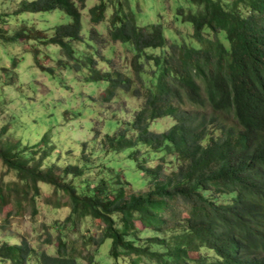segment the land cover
<instances>
[{"label":"trees","instance_id":"1","mask_svg":"<svg viewBox=\"0 0 264 264\" xmlns=\"http://www.w3.org/2000/svg\"><path fill=\"white\" fill-rule=\"evenodd\" d=\"M86 1L19 0L12 13H0V41L29 43L33 67L60 90L72 73L83 83H102L95 85L102 102L122 92L141 104L112 133L98 139L101 127L94 130L78 160L64 165L49 161L57 133L21 146L11 134L2 137L9 128L1 127L0 164L11 177L0 181V209L12 199L20 210L22 199L35 209L42 183L66 197L50 203L68 209L67 229L80 233L86 221L89 227L80 248L68 247L62 235L47 240L57 243L52 254L24 238L0 239V264H29L31 257L33 264H93L105 242L102 261L112 264H264V0H143L135 7L130 0H98L88 9L89 27ZM56 10L66 20L45 36L49 24L30 17ZM14 15L19 22L11 27ZM105 21L106 37L95 28ZM114 43L130 53L125 71L111 57ZM9 62L0 68V86L17 83L19 96L30 99L36 85L18 79L17 57ZM13 101L0 91V113ZM164 117L170 126L153 130ZM96 151L110 155L98 168L90 160ZM120 154L147 190H134Z\"/></svg>","mask_w":264,"mask_h":264},{"label":"rangeland","instance_id":"2","mask_svg":"<svg viewBox=\"0 0 264 264\" xmlns=\"http://www.w3.org/2000/svg\"><path fill=\"white\" fill-rule=\"evenodd\" d=\"M10 1L11 3H9V0H0V13H12L17 3H19V0ZM142 1L130 0L131 6L135 7L137 3L141 5ZM97 2L98 0L86 1V7L82 12L84 25L87 27L90 26L88 9ZM147 3L146 0L145 5ZM36 16L33 15L30 17L33 23L40 25L46 22V24H49L46 25L48 28H46V32L44 33L45 36H49L53 32L49 29L51 24L62 23L66 20L64 16H60L58 10L53 11L52 14L43 17V19H39ZM149 18L154 19V16L150 15ZM17 22H19V17L16 15L12 16L11 27H14ZM106 24L107 21L95 25V28L105 37L107 36ZM174 28L183 31L185 34L189 32V28L184 25H174ZM113 47L114 54L111 57L117 63V67L124 70V66H128L129 64L130 53L119 43H114ZM11 55L17 57L19 60V65L14 69L15 72H18V79L23 83L26 81L33 82L36 85V92L33 97L26 100L19 96L17 83L14 85L3 84V86H0V91L8 98L14 99L10 104L11 109L5 111L3 109L2 113H0V130L4 125L9 128L8 131L6 130L7 132L5 131L2 134V137L11 134L12 138L21 140V146L25 144L32 146L39 142L41 136L48 130L52 133H57L53 137L56 148H54L50 156V162L56 161L61 165L68 162H76L78 160L76 157L79 155L81 142L94 137V130L101 127V133L98 137L100 139L104 133H112L117 123L130 120L134 110L140 107L141 99L122 92L117 93L111 101L102 102L99 97L102 93V87L95 85L103 84L83 83L82 75L75 76L72 73H67L64 80L67 83L66 89L60 90L50 78L33 67L35 63L32 53L29 51V43H3L0 41V68L9 67V56ZM119 56H121L120 59ZM47 61L48 59L44 60V62ZM129 70L127 69V72ZM0 78H2V74H0ZM8 79L10 78H5V81L8 82ZM59 101H63L65 107L75 112H80L79 115L74 116L70 112L66 113L64 107L59 105ZM63 113H65L64 120L60 116ZM172 122V119L169 117L160 118L153 122L151 128L155 131H163ZM90 146L98 145H94L91 142ZM109 157L110 155H105L102 151H96L95 154L90 156V160L96 162L94 166L98 168L100 167V164L97 163L98 160H106ZM124 157V154L117 155V158L122 162V166L125 169L126 178L132 183L134 190H147L146 179L135 170L134 166L124 161ZM168 160H170L169 156ZM156 162V160L152 161L154 164ZM79 163L82 162L80 161ZM174 165H176L175 162L170 163L169 170ZM115 170L118 171L119 168ZM115 170L113 171L114 173ZM10 177V175L4 174V168L0 164V181L4 180L8 182ZM32 194L34 195V193H29V195ZM34 198L35 209L28 203V200L23 199L22 210L19 209L13 199L9 203L7 201L1 207L0 239L10 240L12 242L14 240L21 241L24 238L28 243L34 245L37 250L47 249L52 254L55 252L57 243L53 241V244H50L47 240L52 242V237L62 235L68 239V247L73 244L75 247L80 248L82 240L87 236L86 228L89 227L88 221L79 226L80 233L75 231L76 227L68 226L69 229H67L63 220L68 214V209L66 207L55 208L50 203L53 200L64 202L66 197L63 194L55 195L50 186L40 183V193ZM135 223L141 227L138 221ZM54 225L57 230L52 227ZM90 232H94V228H91ZM108 248V242L100 246L99 250L94 254L93 264H112L111 262L106 263L102 261ZM81 252L85 253V249H82ZM80 261V264H87L85 259H80ZM34 262V257H31L29 264H33Z\"/></svg>","mask_w":264,"mask_h":264}]
</instances>
